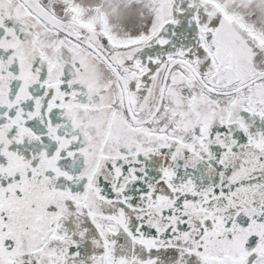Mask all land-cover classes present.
Returning a JSON list of instances; mask_svg holds the SVG:
<instances>
[{"label":"snow or ice","instance_id":"6c2138e0","mask_svg":"<svg viewBox=\"0 0 264 264\" xmlns=\"http://www.w3.org/2000/svg\"><path fill=\"white\" fill-rule=\"evenodd\" d=\"M0 264H264V0H0Z\"/></svg>","mask_w":264,"mask_h":264}]
</instances>
